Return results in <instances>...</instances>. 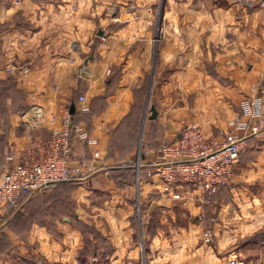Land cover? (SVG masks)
<instances>
[{
    "label": "crops",
    "instance_id": "obj_1",
    "mask_svg": "<svg viewBox=\"0 0 264 264\" xmlns=\"http://www.w3.org/2000/svg\"><path fill=\"white\" fill-rule=\"evenodd\" d=\"M3 1L0 83L12 80L23 95V105L8 111L7 122L0 117L4 150L15 146L23 151L28 135L21 116L28 108L38 106L45 113L44 126L32 136L48 137L53 124L60 126L75 104L70 115H75L76 127L88 130L98 142L90 148L73 138L75 151L89 154L95 170L92 181L109 180L111 185L104 198L98 197V191L85 193L89 205L111 200L105 201L99 215L108 212L109 225L105 220L100 227L110 239H105V249L91 237L87 240L94 257L114 246L120 248L115 257L123 256L129 263L148 252L149 264H223L224 254L214 256L202 242L203 228L197 220L209 208L202 191L177 183L172 192L163 194L159 179L146 176L153 169L144 171V162L155 156L145 151L175 142L189 126H198L213 138L243 114L246 101L257 98L264 105V8L231 5L227 0H23L21 7ZM10 58L26 67L27 73L9 76L5 67ZM81 96L86 97L87 112L80 110ZM151 106L158 111L155 120H150ZM95 149L101 151V160L92 159ZM134 160L143 166H130ZM130 167L136 180L115 188ZM135 184L142 187L135 190ZM77 194H65L62 204ZM174 195L184 203H173ZM116 198L121 201L119 208L112 202ZM146 200L147 210L142 204ZM213 203L219 222L215 227L218 251L228 245H238L230 254L252 248V262L257 261L259 256L253 253L263 254L264 244L245 241L264 234V135L246 140L230 184ZM92 204L102 206V202ZM153 204L158 207L151 210ZM135 212L143 218L141 244L133 229ZM155 215L163 219L156 227L150 224ZM69 224L58 225L65 231L69 249L65 252L59 244L56 250L47 249L46 262L78 264L81 239ZM0 235V245L4 240L6 247L9 243L6 251L0 249L4 261L17 247V238L10 232ZM111 251L105 252L112 256L110 262ZM106 256L103 259L108 261Z\"/></svg>",
    "mask_w": 264,
    "mask_h": 264
},
{
    "label": "built area",
    "instance_id": "obj_2",
    "mask_svg": "<svg viewBox=\"0 0 264 264\" xmlns=\"http://www.w3.org/2000/svg\"><path fill=\"white\" fill-rule=\"evenodd\" d=\"M231 5L264 8V0H227ZM3 4L21 7L23 0H4ZM5 71L9 76L27 73L28 69L18 65L15 59L7 61ZM253 92H256L254 87ZM86 97L79 99L80 110L88 111ZM45 113L34 106L22 117L28 142L22 152L15 146L6 147L3 161L0 160V220L20 211L23 204L43 190H51L60 183H82L94 175L92 160L86 151L76 152L73 138L95 148L98 142L86 129L74 127L67 110L62 124H53L48 137H33L42 129ZM264 135V105L257 98L245 102L243 114L230 122L229 129L219 131L217 137L208 138L198 126L184 128L177 140L162 145L157 151L146 150L154 160L144 162L151 167L148 178L156 176L164 185L180 183L201 190L204 204H212L220 190L226 188L234 175L235 165L245 149L248 138ZM93 160H101V151L93 150ZM12 165V166H10ZM139 166H143L141 161ZM181 199L180 195H174Z\"/></svg>",
    "mask_w": 264,
    "mask_h": 264
},
{
    "label": "rangeland",
    "instance_id": "obj_3",
    "mask_svg": "<svg viewBox=\"0 0 264 264\" xmlns=\"http://www.w3.org/2000/svg\"><path fill=\"white\" fill-rule=\"evenodd\" d=\"M245 8H249V7H245ZM9 93L13 95V98H14L13 105L16 104L13 107L17 109L19 106L23 104L22 100L20 99V97L16 96L12 88H10V91L7 90V92H5V94H9ZM16 100H19V101L16 102ZM32 107L28 108L27 111H29V109H31ZM26 112H23L21 117H23V115ZM218 132L216 133V136L214 137H217ZM4 151L5 150L3 149V153ZM1 157L2 156L0 154V160H2ZM138 164L139 163H137L136 160H134V161H131L130 166L136 167ZM91 179L92 178H90V180L82 184L77 183V185H74L73 187H71V189L66 190L65 191L66 195L70 194L72 196V194H74L75 192L80 193V195L78 194L74 195L75 199L72 198V199L67 200L66 204H62L61 202V204L55 203L54 207H51V205L50 207H47L45 203L48 200V198L52 202V198H50L49 196L52 195L51 192L53 191L54 188H52L51 190H43L41 192L36 193L31 198H29V200L26 201V204L23 206V208L20 209L18 213L14 214L13 216L9 218H4V220L3 219L0 220V234H2V232H10V233H13V235L17 238V240L15 239L17 247L15 248L14 252L8 255L6 260L0 261V264H40V262H46L45 257L48 255L46 254V250L47 249L50 250V248H54V250H56L57 248L56 244H59L63 249H65L64 251L66 252V250H68L69 248H66L64 244L66 243L63 238L64 237L63 233L65 231H62L60 228L58 229V225L62 226L66 223H71L69 225H71L74 229L78 231L79 237L81 239L82 245L79 250L80 252L79 258L75 259L76 262L78 261L77 262L78 264H149L148 256H147L148 252L146 254L144 253L143 256L139 254L134 262L129 263V262H125L126 258L123 256L118 255L117 257H115L116 254H114V251L120 252V248H116V247L114 248V246H112V248L110 249L104 250L103 253L100 254L99 256L94 257L93 247L87 244L86 238H88V236L91 237L92 240L97 242L98 248L100 247L102 249H105L104 244L99 243L98 239H96L94 234L91 233L90 231L94 230L98 232L104 240L108 239L103 233V231L101 230L102 228H100L101 226L104 227V222L102 221L106 220L107 224L109 225V222L107 219L108 212L103 211L104 215L103 216H99V215L101 214L100 212H101L102 207L106 206L104 204L105 201H107L106 203H108V201L111 202V200L110 199L109 200L99 199L96 201H91V204L89 205V199L88 197H85L88 195H85V193H92L93 191L94 192L98 191L100 193V195L97 194L98 197L104 198L106 196L105 195L106 190H110L111 185L109 184V180L106 182L103 181V183H100V180H97L96 182H94ZM138 184L140 185V182ZM139 185L135 184L134 189L135 190L140 189L142 186H139ZM161 185H162L161 189L164 190L162 193L165 195H168L176 187V184H173L172 186H167V185H164L162 182H161ZM114 186L115 188L117 186L119 189L118 184L114 183ZM148 200L144 201V203L142 202V204L144 205V209L146 210L148 207H150V203L148 202ZM157 201L161 202L162 199L157 200ZM93 202H99V203L102 202V206H94L95 204H92ZM112 202L114 203V207L119 208L120 202H121L119 199L116 198L115 200H112ZM115 202L117 203L116 205H115ZM175 202L184 203L183 200L173 199V203ZM206 206L209 207L208 212L206 213V215L203 217L202 220L199 218V220L197 221H199V223L202 225V228H203L202 242L203 244L209 247V251H211L212 253L214 252L213 253L214 256L215 255L222 256V254H224L223 264H264V262H262V257H264V253L262 254V252H259V251H255V253H253L254 256H259V259L255 262H252V248H243L239 252H236L235 254H232V252L230 254L229 252L238 245L236 246L228 245L225 248H223L222 251H218L221 249H217L215 247L216 246L215 227L217 223L219 222H218L217 216L214 215L215 212H213L212 210L214 206L213 201H212V204L206 205ZM133 207L136 210L137 205L133 204ZM181 209L183 211L186 210L183 204H182ZM155 216H156L155 219L150 222L151 226H154V227H156L155 225H158V224L160 225V223H163V219H161L162 215H155ZM65 219H68V220H65ZM133 220H134L133 229L135 231V237L137 236L138 238L137 244L139 243L141 244L142 242L141 237L143 239V231L141 233L140 228L142 227V224H143V218L136 217V212H135ZM164 221L170 222L172 221V219L168 217L167 219L164 218ZM140 222H141V227H140ZM10 223L16 224L15 226L16 232L12 230L13 228L10 226ZM42 230L44 231V235H41ZM47 231H48V234L50 235L49 238L47 237ZM29 235L32 238H30ZM71 237L74 238V236L71 235L69 237L68 239L69 244L72 242ZM144 241H145L144 248H147V245H148L147 239ZM6 243L7 242L4 240L2 244H6ZM241 243H244V240L243 241L241 240ZM180 245L184 246V240L180 242ZM181 249L185 251L184 248H181ZM110 250H112L111 252L113 253V261L111 262H110V259L112 256L108 257V255L106 256L105 254V252H108ZM99 251L102 252L101 250ZM104 256H106V258L108 257L107 258L108 261H106V259H103ZM49 264H57V263H49ZM59 264H64V263L60 262ZM210 264H215V262L210 263Z\"/></svg>",
    "mask_w": 264,
    "mask_h": 264
},
{
    "label": "trees",
    "instance_id": "obj_4",
    "mask_svg": "<svg viewBox=\"0 0 264 264\" xmlns=\"http://www.w3.org/2000/svg\"><path fill=\"white\" fill-rule=\"evenodd\" d=\"M10 88L13 89V91L15 92L17 97H20V99L22 100L23 103V95L18 91L16 84L13 83L12 80H8V81H4L0 83V117H2L5 122H7V116H8V111L12 108H14L13 106V102H14V98L13 95L11 93L9 94H5V92L10 91ZM19 100H16V102ZM23 105V104H22ZM21 105V106H22ZM20 107V106H19ZM19 107L17 109H19ZM16 109V108H15ZM84 116V115H82ZM74 116H71V120L73 123V126L76 127L77 123L74 122ZM7 125L8 123H6V130H7ZM3 149H4V145L0 143V153H3ZM151 167L147 166L146 168H144L146 171V169H150ZM122 181H118V185H120V183H124L126 184L128 181L133 183L136 180V175L134 174V168H129L127 169V173H125L123 175ZM74 185H77V182H64V183H60L57 186H55V188L52 191V195H50L49 197L52 198V202L49 200H47L46 205L47 207H54L55 203L56 204H61V202L63 203L64 199L63 197L65 196V191L71 189V187H73ZM20 217V216H18ZM10 226L13 228L12 230L14 232H16L15 223H10ZM18 230V229H17ZM93 230V229H92ZM91 233L94 234L95 238L98 239L99 243H104L105 240L102 238V236L96 232V231H90ZM0 239H1V235H0ZM90 239V237L88 236V238H86V240ZM259 242L264 244V234H257L254 235L253 237H249L246 239V243H251V242ZM7 244V243H6ZM6 244H2L0 245V249L3 251H6L9 247V243H8V247H6ZM7 249H4V248ZM40 264H49L48 262H40Z\"/></svg>",
    "mask_w": 264,
    "mask_h": 264
},
{
    "label": "water",
    "instance_id": "obj_5",
    "mask_svg": "<svg viewBox=\"0 0 264 264\" xmlns=\"http://www.w3.org/2000/svg\"><path fill=\"white\" fill-rule=\"evenodd\" d=\"M151 90H152V85H151L150 91ZM150 95H151V93H150ZM150 95H149V98H150ZM70 113L71 114H74L75 113V104H72L71 105ZM157 116H158V111L156 110V108L154 106H151V116H150V120H155L157 118ZM156 207H158V205L157 204H153L151 206V210H153Z\"/></svg>",
    "mask_w": 264,
    "mask_h": 264
}]
</instances>
